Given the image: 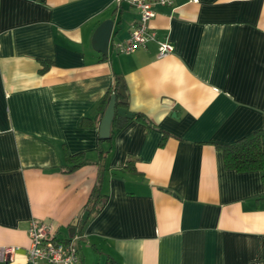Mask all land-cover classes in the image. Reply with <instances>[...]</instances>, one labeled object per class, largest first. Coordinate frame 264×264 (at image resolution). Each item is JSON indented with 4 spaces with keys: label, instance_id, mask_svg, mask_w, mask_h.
I'll return each mask as SVG.
<instances>
[{
    "label": "crops",
    "instance_id": "crops-1",
    "mask_svg": "<svg viewBox=\"0 0 264 264\" xmlns=\"http://www.w3.org/2000/svg\"><path fill=\"white\" fill-rule=\"evenodd\" d=\"M153 9L172 45L161 56L155 40L114 48L139 18L126 0H0V248L16 246L0 264H46L27 257L29 221L67 239L96 184L79 264H264L260 171L226 167L214 144L264 124V0ZM107 18L103 54L92 36ZM116 77L148 123L120 114L100 156L98 107ZM77 153L89 161L70 170Z\"/></svg>",
    "mask_w": 264,
    "mask_h": 264
},
{
    "label": "built area",
    "instance_id": "built-area-1",
    "mask_svg": "<svg viewBox=\"0 0 264 264\" xmlns=\"http://www.w3.org/2000/svg\"><path fill=\"white\" fill-rule=\"evenodd\" d=\"M136 8L139 18L130 31L129 37L124 42H117L114 48L118 52H133L138 46L144 45L149 40H155L158 45V55H165L172 50V45L165 40H159L154 28L149 21L154 16L153 3L166 0H126ZM168 1V0H167ZM27 234L29 245L26 249L27 257L32 263L44 262L46 264H79L77 243L80 233L74 228L67 239L56 236L54 231L36 219H31L28 224ZM16 246H2L0 248V260L10 256Z\"/></svg>",
    "mask_w": 264,
    "mask_h": 264
},
{
    "label": "trees",
    "instance_id": "trees-1",
    "mask_svg": "<svg viewBox=\"0 0 264 264\" xmlns=\"http://www.w3.org/2000/svg\"><path fill=\"white\" fill-rule=\"evenodd\" d=\"M47 66L48 65L45 63L40 70H45ZM119 85L120 80L118 77H116L113 87L110 89V91L105 94L98 107V117L102 116L104 109L107 106V103L112 94L116 95V107L119 105H123L126 107L127 102L121 104L118 101V99L121 98L120 95L117 93ZM132 117L137 120L148 123L147 118L140 112H132ZM120 118H122V116L115 111L114 117L111 122L109 137L98 138L100 142L98 147V153L100 156H102L106 152V149L102 146V144L105 141H110L111 137L115 132L114 127L116 125V128L121 127L127 120V118H123L122 120H120ZM86 119H88L89 123H92L91 119ZM214 144L218 149H220L222 153L223 163L226 167L235 169L237 171L258 170L260 171L262 182H264V124H262L260 128L254 130L253 132L244 135L240 138H237L232 142H214ZM66 159L67 162L70 164V170L81 165L82 163L89 161V159L86 158L83 153L67 155ZM129 164L132 165L131 161H129L128 159L126 161V167ZM261 197L264 198V195H262ZM101 201V194L98 190V184H96L92 188L84 206L85 214L74 224V227L80 233V237L83 234V223L98 212L101 207ZM106 264H119V262L115 258L108 256Z\"/></svg>",
    "mask_w": 264,
    "mask_h": 264
},
{
    "label": "water",
    "instance_id": "water-1",
    "mask_svg": "<svg viewBox=\"0 0 264 264\" xmlns=\"http://www.w3.org/2000/svg\"><path fill=\"white\" fill-rule=\"evenodd\" d=\"M112 27H113V20L111 18L104 19L96 27L92 36V45L94 49L97 50L98 52L106 54ZM117 93L121 96V98L118 99V101L121 104H124L126 102L127 94L124 89L122 80L120 81V85L118 87ZM115 111L126 117H132V111H130L125 106L119 105L116 107V95L112 94L100 119L99 131H98L99 137L101 138L109 137L111 122L114 117ZM73 231H74V226L70 228L69 235L72 234Z\"/></svg>",
    "mask_w": 264,
    "mask_h": 264
}]
</instances>
